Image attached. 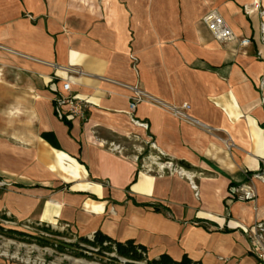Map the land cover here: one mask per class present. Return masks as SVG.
<instances>
[{"label": "crops", "instance_id": "crops-1", "mask_svg": "<svg viewBox=\"0 0 264 264\" xmlns=\"http://www.w3.org/2000/svg\"><path fill=\"white\" fill-rule=\"evenodd\" d=\"M255 1L264 9V0H0V214L132 240L149 259L264 264ZM213 10L234 39L209 30ZM64 97L86 105L83 119L63 120ZM130 137L190 174L147 170L124 147ZM243 185L255 199L231 196Z\"/></svg>", "mask_w": 264, "mask_h": 264}, {"label": "rangeland", "instance_id": "rangeland-1", "mask_svg": "<svg viewBox=\"0 0 264 264\" xmlns=\"http://www.w3.org/2000/svg\"><path fill=\"white\" fill-rule=\"evenodd\" d=\"M127 139L123 145L128 153L135 155L136 148L143 145L135 137ZM146 152L145 150L144 156H146ZM146 154L148 155V153ZM0 224L5 229L26 234L23 237L0 234V256L19 264H128L127 260L122 258H117V261L108 258L115 257L114 254H107V257L92 255L86 251L87 248L83 245L80 247L85 250L73 248L74 250L60 251L53 246H41L36 242L37 237H44L50 243H75L79 236L66 225L52 227L54 233H50L30 221L22 219L14 221L0 219ZM81 252L84 254L80 255Z\"/></svg>", "mask_w": 264, "mask_h": 264}, {"label": "built area", "instance_id": "built-area-1", "mask_svg": "<svg viewBox=\"0 0 264 264\" xmlns=\"http://www.w3.org/2000/svg\"><path fill=\"white\" fill-rule=\"evenodd\" d=\"M253 9L259 11L261 16L264 17V9L262 8V4L260 1H255V3L253 4ZM204 21L207 24L209 30L213 33V35L219 38L222 42L234 39L232 29L227 25L225 20L217 11L213 10L207 13L204 17ZM261 31L262 39L264 41V23L262 24ZM250 43V39H243L239 41V45L241 47H246ZM71 85V82H67L63 85V89L66 92H70ZM261 85L264 86V75L262 77ZM142 98L143 97H141V95L139 94L133 99L130 104L131 111L135 110L137 103L143 100ZM185 108L188 107L186 106ZM58 112L61 117L67 119L68 121L80 120L83 119L86 115V105L80 100H75L71 97H64L60 100ZM134 123L139 127L148 129L147 123L139 121H134ZM151 147L155 149V143H151ZM110 149L113 152H117L120 154L124 152V147L120 144L111 143ZM144 152L145 148L139 146L138 148H136V154L134 155V158L136 161H139L143 157L146 158L145 160L147 162L145 163V167L147 170H151V167L154 166V170L161 173L170 172L182 176H188L190 174L183 166L174 163L172 160H164L162 155H148L145 157ZM257 177L259 179L264 180V159L262 160V168ZM194 187L196 188V186ZM231 196L239 201H250L256 198V192L255 189H253L252 187L243 185L240 187L231 188Z\"/></svg>", "mask_w": 264, "mask_h": 264}, {"label": "trees", "instance_id": "trees-1", "mask_svg": "<svg viewBox=\"0 0 264 264\" xmlns=\"http://www.w3.org/2000/svg\"><path fill=\"white\" fill-rule=\"evenodd\" d=\"M67 124L70 122L67 119H63ZM180 166L188 168L189 165L185 162H179ZM158 210V209H157ZM1 220L14 221L16 218L9 217L6 214H0ZM39 226L42 230L50 233L52 227L43 224H35ZM0 234L9 236H19L23 237L26 234L21 233L16 230H9L2 227L0 224ZM56 234V233H55ZM78 237V236H77ZM36 242L41 246H53L60 251H65L67 249H79L80 246H85L86 251L90 252L92 255L107 257V254H114L115 257H108L110 260H118L117 258H122L127 260L128 264H200L197 261L190 259L188 256H184L182 260L176 261L172 259L167 254H163L156 259H149L148 249L144 245L136 244L134 241L129 240L126 242H119L111 237L103 234L102 232H96L92 237H78V241L75 243H50V241L44 237H37ZM74 248V249H73ZM81 250H85L82 249ZM84 254L83 252L80 255ZM87 257V255H84Z\"/></svg>", "mask_w": 264, "mask_h": 264}, {"label": "bare ground", "instance_id": "bare-ground-1", "mask_svg": "<svg viewBox=\"0 0 264 264\" xmlns=\"http://www.w3.org/2000/svg\"><path fill=\"white\" fill-rule=\"evenodd\" d=\"M46 127V126H45Z\"/></svg>", "mask_w": 264, "mask_h": 264}]
</instances>
